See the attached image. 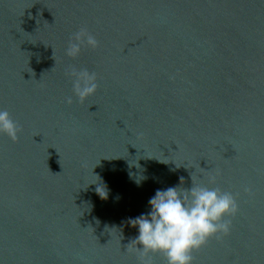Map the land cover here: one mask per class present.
I'll return each mask as SVG.
<instances>
[{
  "label": "water",
  "instance_id": "water-1",
  "mask_svg": "<svg viewBox=\"0 0 264 264\" xmlns=\"http://www.w3.org/2000/svg\"><path fill=\"white\" fill-rule=\"evenodd\" d=\"M0 108V264H139L128 219L191 175L239 205L194 264H264V0H0Z\"/></svg>",
  "mask_w": 264,
  "mask_h": 264
},
{
  "label": "clouds",
  "instance_id": "clouds-1",
  "mask_svg": "<svg viewBox=\"0 0 264 264\" xmlns=\"http://www.w3.org/2000/svg\"><path fill=\"white\" fill-rule=\"evenodd\" d=\"M82 46L91 48L99 46V41L86 28H81L73 34L66 54L76 57ZM71 76L72 92L81 101L96 92L98 84L95 73L87 69H73ZM72 99V96L66 97V102L70 104ZM19 131V125L10 112L0 108V134L7 135L15 141L18 139ZM133 165L141 169L138 160L135 164L129 162V167ZM134 175L138 186L146 179L142 174L129 172L130 178ZM95 176L98 180L91 184H96V192L101 198L106 199L108 196L106 186L101 177ZM191 180L190 188L181 187L184 184V177H180L179 185L157 189L148 200L150 210L128 219L131 226L138 228V235L128 245L136 244L134 251L138 253L139 264H151L150 253H162L167 264H194L192 253L195 250L213 236L230 233L231 220L226 217L235 216L239 211L234 195L219 188L196 184L192 175ZM246 191L251 193L250 188Z\"/></svg>",
  "mask_w": 264,
  "mask_h": 264
}]
</instances>
